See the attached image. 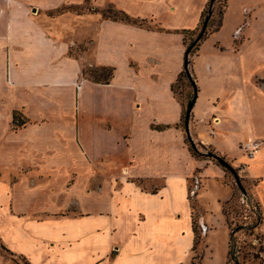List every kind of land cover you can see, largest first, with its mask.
Listing matches in <instances>:
<instances>
[{"label": "crops", "instance_id": "crops-1", "mask_svg": "<svg viewBox=\"0 0 264 264\" xmlns=\"http://www.w3.org/2000/svg\"><path fill=\"white\" fill-rule=\"evenodd\" d=\"M208 2L0 0V243L6 253L27 264H194L190 181L199 171L211 186L221 174L191 152L174 87L185 69V32L200 27ZM108 7L145 23L104 18L99 11ZM229 8L220 31H209L188 66L197 96L188 129L196 138L212 118L226 124L231 117L213 103L201 105L203 96L241 94L249 101L246 36L224 35ZM83 44L82 54L71 55ZM205 56L209 75H203ZM101 67L114 70L109 83L83 74ZM236 110L249 132V110L240 101ZM14 113L27 123L17 126ZM218 125L204 141L225 154L234 144L219 141L225 129ZM263 160L264 147L243 158L248 173L262 178L256 189L262 226L264 169L251 166L262 167ZM202 191L197 207L204 210L199 218L207 239L215 227ZM0 261L9 264L1 253Z\"/></svg>", "mask_w": 264, "mask_h": 264}, {"label": "rangeland", "instance_id": "rangeland-1", "mask_svg": "<svg viewBox=\"0 0 264 264\" xmlns=\"http://www.w3.org/2000/svg\"><path fill=\"white\" fill-rule=\"evenodd\" d=\"M229 5V19L224 29V35L229 37L230 32L233 31L231 37L234 39L243 36L245 33L244 48L249 58V101L244 100L241 94H235L234 98L230 99L223 93L217 98V95H214L212 92V99L214 101H211V98L203 96L200 101L201 105L206 106L213 103V105L218 107L216 109L218 112H229L231 117L229 116L230 118L226 119V124L212 118L211 123L206 124L205 130H202L201 137L196 138L195 135L189 132L188 144L193 155L201 160L208 161L209 164L212 163L214 166H217L221 174L216 184L211 186L208 184L207 179L200 175L199 171L195 173V176L190 181L189 197L194 209L193 224L201 238L200 244L196 248L197 257L193 261L194 264H202L201 260L205 253L208 264H235L234 262L226 263L230 248L233 251V255L235 253L238 264H261L260 258L264 260V226L261 223V201L256 194V189L260 185L262 178L261 176L252 177L246 168L248 163L243 161V158L251 160L256 155V153L252 154L253 150L249 149L248 144H260L258 147L259 151L264 147V135L262 136L264 130V122L262 121L264 98L256 93L255 88L251 84L253 79L255 86L264 91V0H227V3L225 0H217L213 10V18L208 23L206 33L209 34V31H212L213 34L220 31L223 26V15ZM87 8L90 9V5H87ZM104 10H107L106 17L99 11L104 18L115 19L114 13L117 9L108 7ZM222 12L223 15L221 16ZM220 18L222 20L221 26L215 30L219 25ZM203 19L195 36L200 34L204 24L203 21H205ZM239 20L240 24L238 26ZM236 24L238 28L236 27V30H232ZM235 43L239 44L238 41H235ZM216 45L217 47L219 46V44ZM85 49H87L86 45H79L71 49L70 53L71 55L78 56ZM207 59L208 56H205L203 60V75H209V70L207 69L209 60ZM190 60H193V56ZM224 62L226 66L229 64L227 57H225ZM93 69L95 68H87V70ZM192 80L194 81L193 77ZM174 89L179 99L183 102L186 112L189 102L194 97L195 90L193 85L184 77H181L175 84ZM209 96H211V91H209ZM239 101L249 110L250 117L246 124L249 132L244 133L242 131L243 121L236 116V104ZM185 119L183 120V125H185ZM217 123L219 124L218 128H220V131L225 129L224 133L219 134V141L228 146L234 144V148L229 149V152L225 154L216 151V148L204 141L206 136L214 135L216 128L212 125H216ZM253 130L256 132V135L251 136ZM214 156L224 158L232 167V170L222 166ZM251 167L263 171L264 164L262 167H259L256 163H253ZM201 190H203L201 193L202 204L207 209L206 215L208 219H211L215 227L214 231L209 233L207 239V231L201 226L199 218L201 209L203 212L204 210L197 207ZM219 199L222 202H219ZM229 199H233V202L225 205V202ZM207 227L213 229L212 227ZM232 230L237 231L234 234L232 243L229 244ZM0 253L9 260V264H27L23 258H14L6 253L1 248V243ZM0 264H3L2 261H0Z\"/></svg>", "mask_w": 264, "mask_h": 264}, {"label": "trees", "instance_id": "trees-1", "mask_svg": "<svg viewBox=\"0 0 264 264\" xmlns=\"http://www.w3.org/2000/svg\"><path fill=\"white\" fill-rule=\"evenodd\" d=\"M216 1L217 0H209L208 4H207V6H206V8H205V10L203 12V17H204L203 20H205L209 16V14L211 12L212 14H211V17H210V20H209V22H211V20L213 18V10H214ZM225 2L227 3V0H225ZM225 7H226V5H225ZM64 9H67V10L71 9V10H73L75 12H79V8L78 7H69V8H64ZM94 12H97V10H94ZM223 12H224V10H223ZM223 12H222L221 16L223 15ZM101 13L103 14V16H105L107 14V10H101ZM114 14H115V19H120V20H123V21H128V22H133V23H140V24H144L145 23L144 20L139 21V20H134V19L130 18L125 12L120 11V10H116ZM221 22H222V20L220 18L219 25H218V27L215 30H217L221 26ZM197 30L198 29L193 30V31H186L185 32V44L187 46V51H186L187 52V57L185 59L186 60L185 61L186 62L185 69L180 75V78L184 77L187 81H189L191 83V85H193V88H195V87H194V84L192 82L193 80H192V77H191V73L188 70V66L190 65L191 62H190V59H188V57H191V56L194 55V53L198 49L199 44L201 43L202 40H204L206 38V35L208 34L205 31L204 34L202 35V37L198 40L199 34L195 36ZM83 74L85 76L93 79L96 82L109 83L110 80L113 77L114 70L112 68H108V67H101V68H95L93 70H83ZM185 118H186V112H185ZM13 120H14V123L17 126H23V125H25L27 123V120L20 119L16 115V113H14V119ZM232 202H233V199H229L228 201L225 202V205H229ZM261 223H262V212H261ZM193 229H194V232H195V243H194L193 250L196 251L197 246L200 244L201 238H200V235L198 234V232L196 230V227L194 228V226H193ZM236 231L237 230H232V233L230 234V242H229V244L232 243V241L234 239V234L236 233ZM228 256L229 257H228L226 263L234 262L235 264H238V259H237L236 255H235V253L233 255V251H232L231 248L229 249ZM257 259H259V257H257ZM260 261H261V263H263V261H264L263 258H260Z\"/></svg>", "mask_w": 264, "mask_h": 264}, {"label": "water", "instance_id": "water-1", "mask_svg": "<svg viewBox=\"0 0 264 264\" xmlns=\"http://www.w3.org/2000/svg\"><path fill=\"white\" fill-rule=\"evenodd\" d=\"M211 12L209 14V16L205 19L204 21V24L202 26V29L200 31V34H199V37H198V40L202 37V35L204 34V32L206 31L207 29V26H208V23H209V20H210V17H211ZM193 82V81H192ZM196 92L194 94V97L193 99L189 102L188 106H187V111H186V119H185V126H186V129H187V133L189 134V121H190V116H191V113H192V110H193V107L195 105V102H196ZM214 158L222 165L224 166L225 168L229 169V170H232V167L226 162V160L220 156H214Z\"/></svg>", "mask_w": 264, "mask_h": 264}, {"label": "built area", "instance_id": "built-area-1", "mask_svg": "<svg viewBox=\"0 0 264 264\" xmlns=\"http://www.w3.org/2000/svg\"><path fill=\"white\" fill-rule=\"evenodd\" d=\"M259 145L260 144H258V143H255V144H252V145L248 144V147H250L249 149H252L253 150V153L252 154H254V153H256L258 151Z\"/></svg>", "mask_w": 264, "mask_h": 264}, {"label": "bare ground", "instance_id": "bare-ground-1", "mask_svg": "<svg viewBox=\"0 0 264 264\" xmlns=\"http://www.w3.org/2000/svg\"><path fill=\"white\" fill-rule=\"evenodd\" d=\"M258 152H259V150H258ZM258 152H256V155L258 154Z\"/></svg>", "mask_w": 264, "mask_h": 264}]
</instances>
